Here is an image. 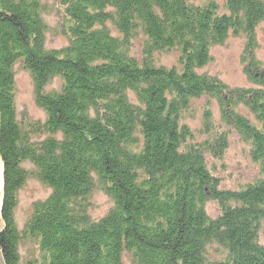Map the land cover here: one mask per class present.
I'll list each match as a JSON object with an SVG mask.
<instances>
[{"label": "rangeland", "instance_id": "1", "mask_svg": "<svg viewBox=\"0 0 264 264\" xmlns=\"http://www.w3.org/2000/svg\"><path fill=\"white\" fill-rule=\"evenodd\" d=\"M41 1L46 25L41 47L46 53H59L56 59L71 53L69 63L74 65L79 59L91 63L85 65L84 72H77L80 84L75 78L72 86L63 65L61 73L40 86L26 63L30 59L25 57H16L11 73L0 75V157L6 173L2 214L7 224L1 231V242L7 264L10 260L16 264H240L244 258L247 264L264 262L261 254L254 256L255 249L252 252L244 240L236 239L233 232H224L222 219L225 205L243 206L240 196L251 201L247 194H252L255 187L264 188V0H147L158 17L153 20L147 7L136 11L142 19H136L131 30L124 19L119 22L118 13L126 12L109 6L102 14L97 15L96 10L90 13L96 18L95 27L81 31L88 36L85 43L75 39L72 30L73 34L67 31L78 16L72 18L60 0ZM237 1L242 3L239 12L232 6ZM182 5L188 9H182ZM82 6L86 5L81 3L80 11H84ZM158 28L163 42L154 38ZM114 44L119 47L116 55L110 48ZM120 53L126 54L134 68L119 60ZM37 56L34 51L30 57ZM99 64L102 67L97 68ZM157 69L163 71L157 73ZM112 74L110 86L96 88L99 81L93 80ZM147 76L166 83L165 108L178 110V119L169 112L165 116L160 113L162 105L164 108L161 101L147 103L141 86ZM67 84L70 87L63 94ZM194 84L201 89L189 93ZM68 89L74 90L73 94ZM88 89L109 98L97 100L98 110L92 104L85 107L79 99L74 103L78 104L77 111L53 127L49 115L56 118L60 113L40 104V97L54 93L71 99L75 95L77 99L76 95ZM115 96L119 103L114 102ZM256 97L261 102L255 103ZM178 98L181 102L175 108L173 100ZM173 122L178 123L179 130L171 135L178 142L172 148L177 157L164 151L165 160L145 167L148 147L156 149L160 143L155 138L157 131L164 124L168 130L173 129ZM21 130L28 139L12 151L10 137ZM196 164L193 175L198 181L190 184L191 166ZM175 167L182 178L181 184L172 186L167 181L172 182L177 175L166 176L164 169ZM8 175L19 177L15 190L7 188ZM75 181L81 194L71 187ZM130 185L137 186L143 198L148 194L145 187L159 190L158 195H150L156 197L150 210L151 215L157 212L155 221L143 223L145 229L155 228L159 235L161 231V237L146 230L129 241L122 228L121 235L112 234L115 230H110L111 225L113 228L128 222L129 215L122 213L126 205L123 207L120 199L132 194ZM195 189L200 197L197 211L188 208V216L183 213V217L189 218V223L180 226V231H170L169 223L158 219L162 210H169L165 204L168 193L182 202L186 193L190 195ZM59 194L64 197L59 199ZM262 204L244 212L254 208L256 219L248 220V225L255 229L258 246L264 248V199ZM203 220L205 229L209 228L204 230L205 235H213L205 242L206 236L197 229ZM67 228L85 235L82 249L68 247L61 238ZM146 236L152 248L141 243ZM78 239L73 235L75 243Z\"/></svg>", "mask_w": 264, "mask_h": 264}, {"label": "trees", "instance_id": "2", "mask_svg": "<svg viewBox=\"0 0 264 264\" xmlns=\"http://www.w3.org/2000/svg\"><path fill=\"white\" fill-rule=\"evenodd\" d=\"M157 1L159 2V0H157ZM60 2L67 7L68 14L72 18L75 16H78L79 20L74 21L75 22L74 24L71 23L67 27V31H68V33L71 32L72 34L74 32L75 36L74 35L73 36L75 37V39L78 37V39L80 38L81 42H83V43H85L87 41L86 38L88 36H86V32H85V34H81L83 32L82 30L85 28L87 29L89 26L95 27L94 22H95L96 18L93 19L92 15H90V13L92 11L96 10L97 15H98V13L102 14L103 13L102 11H104L109 6H115L121 12H122V10H124L126 12V14H124L123 12L118 13L119 15H121L119 22L122 24V22H123L122 20L124 19L128 25L129 30H131L132 28H134V25L138 22V21L135 22L136 19H138V18L142 19V17H137V14H139V13H135V12L140 11V10H144L146 7H147V10L151 9L150 8V2H148L147 0H60ZM81 3L86 5L85 7L82 6V8H84L82 10H84V11H80L78 8ZM159 4H163V3H159ZM42 5L43 4H42L41 0H0V75L6 74L7 71H9V73H11L10 68L12 67L13 63L16 62V60H17L16 57H21V58L25 57V58L30 59L29 62L27 61L26 63H28L29 67L31 68V70L34 74L35 82H37L40 86L42 83L47 82L49 80V78L53 77V75H55L56 73L57 74L61 73L60 72L61 68L65 67V66H67L65 68V71H66L65 78L67 79L68 82H70L69 84H71V86H72V83L75 84V78H76L77 80H79V81H77V85H79L80 83H78V82L81 81V79H80L81 77H80V75L77 74V72L79 71L81 73V70H82V72H84L86 70L85 68H87L86 66L90 60L86 62L82 59H79L78 65H74V63H72V61L69 63V58L71 57V53H69V55L68 54L65 55L63 57V59H56V57L60 55L57 52L46 53L44 48L41 47V43L43 42V40L45 38V33H46V25L42 19V9H43ZM241 5H242V3H240V1H237V3H232L234 10L241 7ZM182 9L187 10L188 8L184 5H182ZM244 9H246V7ZM249 9H251V8H249ZM240 10H242V9L239 8L238 12ZM253 10H255V9H253ZM130 12H131V14H130ZM150 12L152 14L151 15L152 19L155 20L158 17V14L154 13V11L152 12L151 10H150ZM251 14L253 15V17L256 16V10H255V13L251 12ZM132 20L134 21L133 23H132ZM145 22H148V20H145ZM91 31H92V29H91ZM71 33H69V34H71ZM98 33L99 32H97V33L92 32L93 35L94 34L97 35ZM159 33H160V30L158 28L156 30V32H153V34L155 35L154 38L158 42H163L164 36L162 34L159 35ZM107 36H108V34H107ZM76 41L79 42L78 40H76ZM107 41H109V39ZM81 42H79V43H81ZM96 42L101 43L100 40H97ZM90 47L92 48L93 46H90ZM110 48L112 49V52H114V54L116 55V51L119 50V47L115 46V44H114V45L110 46ZM34 51L36 52L37 55L39 54L40 56L31 58L30 56L33 55ZM109 51H111V50H109ZM118 56L120 57L119 60L124 61L127 65L130 64L131 67L134 68L131 60L127 58L125 53H120ZM205 56H207V55H205ZM109 57H110V59L112 58V56H109ZM87 59L88 58L85 57V60H87ZM196 59H197V57H196ZM117 60H118V58H117ZM89 63H91V62H89ZM62 65H63V67H62ZM118 66L124 67V68L126 67V65H123L120 63L118 64ZM96 67L99 68L102 66L99 64ZM90 69L92 70V69H94V67H91ZM160 71H163V69H159V70L157 69L156 72L158 73ZM83 75L84 74L81 75L82 78L86 79V77ZM92 76H93V74H92ZM7 78H9V77H7ZM112 80H113V74L112 75H106L101 80L95 79V80H93V83L99 81L98 87H96L97 89L104 88V87L107 88L108 86H110ZM122 81H123V79H122ZM262 81H264V80L262 79ZM144 82H145L144 85H141V86H142V88H144V91H142V92H143V95L147 98V103H151V102L153 103L154 101L157 102V100L161 101L164 104V108L162 105V110L160 111V113H162L165 116L167 114V112H169V113H171V115L173 117H176L178 119V117H180V113L178 112V110H177V112H175L176 110L173 111L171 109L172 111L170 112L167 108H165L167 105V103H166L167 97L165 96V93L167 92V90L164 88L166 86V83L163 84V81L161 78L152 79L151 77L148 78V76L145 78ZM5 83H3V84H5ZM160 83H161V85H160ZM69 84H67V86L64 87L63 94H65L66 89L68 87H70ZM102 85H104V87ZM123 85H122V87H123ZM134 85H136V84H134ZM125 86L129 87V84L125 85ZM195 86L197 89L195 88ZM200 87H201V85L194 84L193 86H190V90L188 89V92L193 93V92L199 91L201 89ZM73 88H75V87H73ZM9 89H10V87H9ZM0 90H1V88H0ZM208 90H210V89L208 88ZM102 91H106V90H102ZM67 92H70V94H73L74 90L68 89ZM60 96H62V95L57 96V94H54V93L50 94V95L43 94L38 101L40 104H43V106L46 107L47 109L50 107H54V109L52 111L55 112L56 110H58V113H60L59 114L60 116H58L56 118H53L52 115L51 116L49 115L50 118H48V119H50L49 120L51 122L50 124L52 126L54 125L53 127H58L60 122L64 121V118H67L68 115L73 114V111H77L76 108L78 107V104L75 105L74 103L79 102V99H80V101L82 100V102L85 103V107H87V105L92 104L94 106V108H96L98 110L101 107L100 106L97 107V104H96L97 100L99 98H102V100L109 98V96L103 97V95H101V94H98V95L94 94L92 89L91 90L88 89L86 91V93H82L80 96L76 95L77 99H75V95L73 97L74 99H71V97L66 98V97H60ZM260 99L261 98L256 97L255 103L259 102ZM4 100L9 101V99H4ZM114 102H116V103L120 102L119 99H117V96H115ZM173 102H176L177 106L175 105V108H178L179 107L178 103L181 102V100L178 98V99H174ZM85 107L83 108V106H82L83 109H85ZM253 107H255V106L253 105ZM160 116H161L160 118L164 119V116H162V115H160ZM53 119H54V121H53ZM177 124L178 123H176V125H175V123H174V126H172L173 129H169V130L167 128H165V125H167V124H164L162 126L161 130L159 129L157 131L159 133H157V135H155V138L160 143H159V145L158 144L156 145V149H152V148L148 147L147 150L149 151V153H148L149 157H148V159H146V163L144 162L145 167H146V165H158L159 163H161L162 159L165 160V157H163L165 155L164 151L169 153L172 158L174 156L177 157L172 148H174L178 144V142H177V139L171 137V135H175L176 132L179 131ZM168 132L170 134H168ZM77 133L78 132H75V134H77ZM78 134H80V133H78ZM185 134H187V130L184 132V135ZM253 134H255V132H253ZM10 138H11V142H9V144L11 146L10 149L12 151H14V150L17 151L16 147L20 144L23 145L21 143V141L24 138L28 139L27 134L23 130L16 132L14 134V136L10 137ZM146 147H147V145H146ZM167 149H169V150H167ZM48 151H49V149H48ZM146 155H147V153H146ZM48 160L49 159H46L45 162H48ZM169 160L173 161V159H169ZM192 161H194V160H189V162H192ZM174 162L178 163L179 161L174 160ZM189 162H188V164H189ZM179 163L183 164V162H179ZM42 165H44V164H42ZM139 166L140 165H138L137 167H139ZM196 166H197V164L195 165V167L191 166V169H192L191 174L192 175H189V176L190 177L192 176V178L189 179L190 184L191 183L192 184L197 183V181H198L195 178L196 175L195 174L193 175V172L195 171V169H197ZM176 168L177 167L168 168V170H171L170 173H168L167 169H164L165 175L166 176H168V175L174 176L172 173L177 175L178 170ZM178 176L179 175H177V177L175 176V179L172 180V182L167 181V183H169L172 186L175 184L179 185V183L181 184L182 176H179V177ZM8 179H9V181L7 182V188H9L10 190H15L19 186V181H20L19 177H15V178L13 177L12 178L8 175L7 180ZM163 179L164 178L161 176L159 181L162 182ZM66 182H67V184H70L67 179H66ZM78 183L79 182L75 181V184H74L75 186H71V187L75 190L76 194H78V193L81 194L80 184H78ZM262 184H263V181H262ZM130 186H131L130 190L132 191L131 192L132 194L128 195V198L126 196H124L123 199H120V203L123 204V207L126 205V207H124L126 209H124L122 213H123V215H126V216L129 215L128 219H130V220L126 219L128 222L125 223L124 226L123 225L120 226V224H116V226L114 225L112 228V225H111L110 230H115V231H112V232H114L112 234L116 235V237H117V236L121 235L120 233L122 230V232L125 234L124 236H126V238L129 241H132L134 238H136V235L142 236V234H136L137 232H143L146 230H150L153 234L159 235V234H157L158 231L155 228L153 229V231L155 233L148 226L145 229L144 223H143V220L145 221V223H147L148 221H150V222L155 221V218H156L155 214H157V212H155V213H153V215H151L150 210H151V200L155 199L156 197L151 198L150 195L151 196H155L156 194L158 195L159 190L155 187V185H154V187H155L156 191L153 189V186L152 187L148 186V188L145 187L146 188L145 191H147L146 193H148V194L146 195L147 196L146 198H143L142 197L143 193H141L142 191H140V189L137 186H133V185H130ZM252 191H253L252 194H251V192L247 194L248 197L251 199V201H249V199H246L245 197H242V196L239 197L240 198L239 200L241 202H243V206L239 205V206L234 207L233 205H229V204L224 206V207H226L224 212H223V215H222L223 224L225 227L224 232L225 231L233 232L234 237L238 236V238H236V239L244 240L243 243H245L249 247H251L250 249L252 250V252L255 249L253 252L254 256H258L257 254H261V256L264 259V248L258 246V244L256 242L257 235H255L256 233H254L255 229L252 227L251 224L248 225V220H251L252 218L256 219L255 214H254L255 213L254 208L263 205L262 202L264 199V188L262 187L260 189L259 187H255V190H252ZM181 194L183 195V193H181ZM186 194H185L186 197H184V200L182 202H180V200H178V201L175 200V197H173V194H170V193H168V196L166 197L167 202L165 201V204L167 203L166 206L169 208V210L166 212L164 210H162L158 216V219H161L165 223L168 222L170 231H173V232L174 231L175 232L180 231V228H182L180 226H183L184 224L189 223V218L183 217V213H186V216H188V213H189L188 208H191L192 212L197 211V207L199 206L198 201L200 199V197L198 195L199 193L195 189V190L190 191V195H188V193H186ZM187 196L191 197V199L189 201L187 200ZM59 197H60L59 199H61L64 196H63V194L62 195L59 194ZM125 197L128 199V201ZM70 203H75V202L73 201ZM253 206H254V208L249 210V212L251 214L244 212V210H246L247 208H251ZM168 208H166V210ZM132 209H134V210H132ZM65 210L67 211V210H69V208H66ZM251 210H253L254 212ZM47 211H49L50 214L52 213V210L49 208L47 209ZM46 213H48V212H46ZM127 213H129V214H127ZM147 217H149V218H147ZM194 227H196V226H194ZM120 228H122V229L120 230ZM197 229L200 232L199 233L200 235L203 232L202 235L206 236L204 232L207 233V231H204V230H207L209 228L205 229L204 220H203L201 222V225H199V228L197 226ZM65 233H66V236H63L61 238H64L69 243L68 247L69 246L70 247H77L78 246L77 248H79V250L82 249L84 242H86L84 234H79L78 232L77 233L72 232L70 229H68V231H66ZM72 234L74 236L76 235L77 238H79L77 240V243H75V241L73 240ZM159 236L160 237L162 236L161 231H160ZM212 237H213V235L209 234V236L205 237L204 242L206 240H210ZM215 238L218 241L222 242L218 235H216ZM153 239H154V237H153ZM70 240L72 243H70ZM141 240H143V241H141L142 244H144V243L149 244L150 247L152 248L153 245H152L149 237L146 236L144 239H141ZM51 245H54V244L50 243L49 246H51ZM66 253H67L66 254L67 257L69 258L71 250L66 251ZM246 255L249 256V254H247V253H246ZM233 256H235L234 260L238 261V259L236 258V255H232V257ZM244 260H245V262L240 260V262H241L240 264H247L246 258H244ZM55 263L58 264L57 261ZM262 263L264 264V262H262ZM9 264H16L15 260H10ZM249 264H258V263L256 261H254V263L249 262Z\"/></svg>", "mask_w": 264, "mask_h": 264}, {"label": "water", "instance_id": "3", "mask_svg": "<svg viewBox=\"0 0 264 264\" xmlns=\"http://www.w3.org/2000/svg\"><path fill=\"white\" fill-rule=\"evenodd\" d=\"M5 178H6L5 163L0 157V264H7L1 242V231L5 229L7 226L5 218L2 214V210L5 203Z\"/></svg>", "mask_w": 264, "mask_h": 264}, {"label": "bare ground", "instance_id": "4", "mask_svg": "<svg viewBox=\"0 0 264 264\" xmlns=\"http://www.w3.org/2000/svg\"><path fill=\"white\" fill-rule=\"evenodd\" d=\"M49 252H50V253H52V251H51V250H49Z\"/></svg>", "mask_w": 264, "mask_h": 264}]
</instances>
